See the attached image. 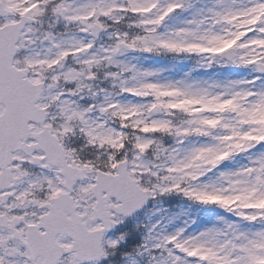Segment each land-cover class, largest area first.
I'll return each mask as SVG.
<instances>
[{
  "label": "snow or ice",
  "instance_id": "obj_1",
  "mask_svg": "<svg viewBox=\"0 0 264 264\" xmlns=\"http://www.w3.org/2000/svg\"><path fill=\"white\" fill-rule=\"evenodd\" d=\"M0 264H264V0H0Z\"/></svg>",
  "mask_w": 264,
  "mask_h": 264
},
{
  "label": "rangeland",
  "instance_id": "obj_2",
  "mask_svg": "<svg viewBox=\"0 0 264 264\" xmlns=\"http://www.w3.org/2000/svg\"><path fill=\"white\" fill-rule=\"evenodd\" d=\"M131 224H132V221L128 224V226L130 227L131 226Z\"/></svg>",
  "mask_w": 264,
  "mask_h": 264
}]
</instances>
